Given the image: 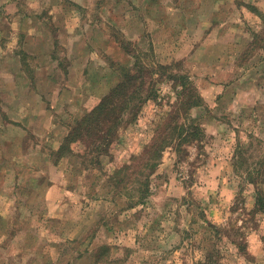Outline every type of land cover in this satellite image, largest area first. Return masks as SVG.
Returning <instances> with one entry per match:
<instances>
[{"label":"rangeland","instance_id":"obj_1","mask_svg":"<svg viewBox=\"0 0 264 264\" xmlns=\"http://www.w3.org/2000/svg\"><path fill=\"white\" fill-rule=\"evenodd\" d=\"M125 3L134 10L120 7L115 16L106 6L94 15L77 10L73 28L58 33L56 62H48L57 65V76L51 87L41 85L55 90L43 103L61 113L55 141L0 143V153L11 154L0 176V264H264V211L256 206L264 187V0ZM49 4L41 0L43 19ZM61 38L73 42L69 50ZM111 39L124 50L108 49ZM69 58L75 74L68 73ZM79 58L90 61L77 76ZM25 59L27 72L39 62L49 65ZM127 74L136 79L129 95L136 116L126 115L105 154L100 142L98 150L60 161L50 150ZM125 100L122 93L115 102ZM184 101L196 107L182 124L188 126L189 116L203 128L204 148L187 147L184 161L167 150L151 196L129 209L139 194L126 187L112 196L109 177L144 150ZM51 119L41 114L42 122ZM35 145L41 152L30 151ZM103 245L111 247L109 257L97 262L95 251Z\"/></svg>","mask_w":264,"mask_h":264},{"label":"crops","instance_id":"obj_2","mask_svg":"<svg viewBox=\"0 0 264 264\" xmlns=\"http://www.w3.org/2000/svg\"><path fill=\"white\" fill-rule=\"evenodd\" d=\"M40 4L41 0H0V143L8 144L9 148L10 142L26 143L31 141L30 138H33L34 142L41 143L43 139L39 137L42 136H51L50 139L47 138V141L54 142V138L57 137V131L54 129L58 125H62L61 116L59 117L61 113H55L48 102L43 103V98L47 99V96L55 94V90L42 89L41 85L49 83L51 87L57 76V65L53 64V68L48 62H56L54 60H56V48L59 45L58 33L73 28V23H70V20L75 21L73 17L76 16L77 10H88L89 15H94L103 12V7L106 6L109 7L108 14L111 16L119 14L120 7L134 10L131 5L125 3V0H50V6L45 12L48 17L43 19L44 14L40 11ZM101 19L103 18L101 17ZM107 23L113 28H119L117 23L111 19H108ZM53 30L58 32L54 35ZM61 41L60 45L68 50V46L73 45V42L68 43L64 39ZM107 47L108 49L124 50L119 41H112V39L108 41ZM27 55L37 57L38 62L43 58L46 65H49L42 67V63L39 62L32 71L27 72L25 59ZM109 55L111 59H115L116 53L112 51L109 52ZM75 57L77 59L79 56ZM89 61V59L79 58L78 63L82 64V70H77V76L85 73ZM68 64V73L75 74V70L72 68L73 64H76L75 61L69 58ZM113 74L118 77L115 73ZM33 80H35L34 87L32 86ZM117 85L99 99L109 95ZM99 99L97 98V100ZM94 107L92 105L87 108L85 113ZM41 114H47L52 119L49 122H42ZM54 115L55 121H53ZM45 124L49 126V132L45 131L42 134L41 127ZM69 134L70 132L67 130L63 139L61 138L59 146L50 150L52 154L60 156V161L69 160L66 156L60 155L61 148ZM30 151H40V147L35 145ZM10 155L8 152L1 151L0 153V159H2L0 176L7 173L8 164L3 159L10 158ZM12 157L19 158V155L13 154ZM16 163L19 162L16 161ZM18 170L19 173L23 171L22 167ZM0 181V190L2 191L4 186L3 181L1 179ZM56 187L57 185L53 186V188ZM0 212L2 216L5 209L0 208ZM3 220L5 221V218Z\"/></svg>","mask_w":264,"mask_h":264},{"label":"trees","instance_id":"obj_3","mask_svg":"<svg viewBox=\"0 0 264 264\" xmlns=\"http://www.w3.org/2000/svg\"><path fill=\"white\" fill-rule=\"evenodd\" d=\"M134 77L127 74L125 76L127 78L125 83L120 81L109 95L104 97L97 106L95 105L91 111L82 117L81 121L76 124L65 140L61 148V156L65 154L72 155L76 160V158H81L82 154L88 153V149L98 150L97 147H99L100 142L102 144L100 145L101 150H99V153L105 154L107 152L110 136L126 122V115L136 116L135 110L138 107L134 104V101L130 102L129 96L130 94H135V92H132L134 90L133 83L136 81ZM122 93L123 98H126V100L115 102L116 98L122 97ZM187 104L185 101L177 104L172 114H169V119H166L155 130L150 143L144 147V150L132 158L129 164L117 169L109 177L108 184L112 196L121 194L127 188L135 190L139 194L137 200L130 204L129 209L133 210L143 205L145 200L151 196L152 178L163 166L164 154L167 150L174 148L179 156V161H184L189 155L187 147L195 145L200 150L204 148L203 137L205 138V134L203 128L194 120L191 122L190 119L189 122V116L184 118L188 122V126L182 124L183 116L188 113L190 115L191 110L196 107V103H189L188 107H186ZM75 145L81 146L80 153L72 148ZM253 176L255 175L249 173L246 177L250 179ZM263 197L264 187L258 188L256 206L260 209L259 211H264ZM236 247L240 252L244 251L242 246L237 245ZM110 250L111 247L108 245L99 247L94 255L96 261L99 262L102 260L101 258L106 259V257H109ZM100 253L103 255H99ZM112 262L110 260V263Z\"/></svg>","mask_w":264,"mask_h":264}]
</instances>
